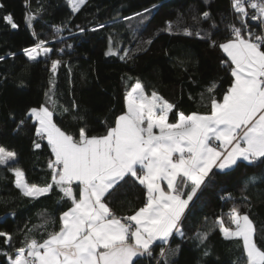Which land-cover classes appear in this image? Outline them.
Segmentation results:
<instances>
[{
    "label": "trees",
    "instance_id": "obj_1",
    "mask_svg": "<svg viewBox=\"0 0 264 264\" xmlns=\"http://www.w3.org/2000/svg\"><path fill=\"white\" fill-rule=\"evenodd\" d=\"M0 5V57H4L0 59V146L17 153L18 164L10 162V166H19L29 184L51 182L48 165L53 157L46 141L35 135L31 119L19 129L17 125L30 108L45 102L50 80L59 103L69 109L73 101L79 106L74 114L82 116V121H74L69 113L53 117L57 126L77 137L85 124L90 135L102 134L113 126L115 118L126 110L125 95L137 80L148 94L155 89L176 105L169 122H175V112L207 113L211 96L222 99L231 81L229 71L221 64L227 57L219 44L231 36L229 25L241 27L232 0H87L76 13L67 0H0ZM204 11L210 12L209 19L201 18ZM247 11L253 12L250 8ZM29 12L36 14L31 29L25 23ZM136 13H143V17ZM8 14L19 26L17 29L4 21ZM169 22L173 34L165 30ZM247 23L252 31H259L256 21L248 19ZM100 24L105 27L91 31ZM56 26L64 30L57 34ZM184 28L193 35H183ZM197 31L206 38L198 39ZM208 33L216 41L215 47L210 46ZM110 38L112 48L118 51L106 56ZM41 40L52 49L49 56L28 61L23 49ZM124 49L129 50L131 59H120ZM55 59L61 64L53 76L50 69ZM213 83L216 88L209 93L207 89ZM60 111L58 108L57 113ZM33 141L41 148L34 149ZM213 172L216 174H210L186 209L184 235L174 234L168 245L156 242L154 258L145 257L139 264H163L161 247L179 249L176 255L168 254L169 264H245L242 240H225L215 223L219 218L226 227L234 228L227 215L234 205L241 214L249 215L256 230L254 240L264 249V163L238 162L230 169ZM253 176L254 183L249 179ZM73 189L78 196V185ZM61 196L54 189L37 199L24 197L15 187L12 172L0 166V231L12 237L10 245L0 237V252L15 258L17 249L26 247L31 239L42 242L48 232L58 231L60 215L71 207V202ZM144 202L145 190L130 181L111 206L117 216L123 217L133 214ZM45 221L46 229L35 227ZM204 232L209 235L202 244L197 234ZM205 251L209 255L205 256ZM0 264H8V257L0 255Z\"/></svg>",
    "mask_w": 264,
    "mask_h": 264
},
{
    "label": "snow or ice",
    "instance_id": "obj_2",
    "mask_svg": "<svg viewBox=\"0 0 264 264\" xmlns=\"http://www.w3.org/2000/svg\"><path fill=\"white\" fill-rule=\"evenodd\" d=\"M68 3L76 13L87 0H68ZM232 8L239 14L241 27L229 25L231 36L219 44L227 57L221 64L229 71L231 81L222 99L211 96L207 113L175 112V122H169L176 105L155 89L148 94L137 80L125 95L126 110L115 118L113 126H108L102 134L90 135L85 124L80 126L77 137L57 126L53 117L69 113L74 121H82V116L74 114L79 106L73 101L69 109L59 103L55 84L50 80L45 102L30 108L17 129L26 119H31L35 135L40 140L46 139L53 157L48 165L51 182L42 186L26 182L24 171L19 166H10V162H17V153L2 146L0 166L12 172L15 187L24 197L37 199L55 189L62 193L61 199L71 202V207L60 215L59 230L48 232L42 242L31 239L26 247L17 249L15 258L0 252L8 257V264H139L145 257L154 258L153 246L157 241L168 245L174 234L184 235L182 221L186 209L210 174H216L214 168L223 171L241 161L249 165L264 163V0H232ZM249 8L253 10L251 14ZM135 15L143 17V13ZM210 15L204 11L201 18L206 20ZM35 18V13L25 15L30 29ZM3 19L12 29L19 27L11 14ZM248 19L257 22L259 31L251 30ZM104 27L100 24L91 31ZM212 27H216L215 23ZM63 30L55 27L57 34ZM165 30L173 34L171 22ZM183 35L193 33L184 28ZM195 35L198 39L206 38L200 31ZM211 35L207 34L209 40ZM44 45L45 41L41 40L23 49L27 60L48 57L52 49ZM111 45L110 38L106 56L117 54L118 49ZM210 46L215 47L216 41L211 40ZM131 58L129 50L124 49L120 59ZM60 64L59 59L51 61L53 76ZM215 88L213 83L207 91L213 93ZM33 147L39 149L41 144L33 141ZM249 179L254 183L256 177ZM130 181L143 187L145 202L133 214L120 217L111 204ZM74 183L79 188L78 196L74 194ZM227 215L234 228L226 227L219 218L215 222L223 238L242 240L245 264H264V249L254 240L256 230L249 215L241 214L235 205ZM46 224L47 221L35 227L46 229ZM197 235L203 244L209 233ZM0 237L11 244L9 233L0 231ZM178 251V247L175 250L161 247L163 264H169V253L176 255ZM204 255H209L208 251Z\"/></svg>",
    "mask_w": 264,
    "mask_h": 264
},
{
    "label": "crops",
    "instance_id": "obj_3",
    "mask_svg": "<svg viewBox=\"0 0 264 264\" xmlns=\"http://www.w3.org/2000/svg\"><path fill=\"white\" fill-rule=\"evenodd\" d=\"M45 141H46V139H45ZM46 143H47V141H46ZM241 162H243V161H241ZM230 169V168H229ZM213 170H219L218 168H214ZM225 170H227V169H225ZM221 171V170H220ZM73 185H77V184H73ZM73 185H72V187H73ZM163 187H165L166 188V184H164V185H162ZM157 242H159V241H157ZM160 243V242H159Z\"/></svg>",
    "mask_w": 264,
    "mask_h": 264
},
{
    "label": "rangeland",
    "instance_id": "obj_4",
    "mask_svg": "<svg viewBox=\"0 0 264 264\" xmlns=\"http://www.w3.org/2000/svg\"><path fill=\"white\" fill-rule=\"evenodd\" d=\"M67 4H68V6H69V8L71 9V7H70V5H69V3H68V0H67ZM135 85V84H134ZM132 89V88H131ZM131 91V90H130Z\"/></svg>",
    "mask_w": 264,
    "mask_h": 264
}]
</instances>
